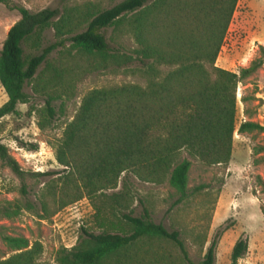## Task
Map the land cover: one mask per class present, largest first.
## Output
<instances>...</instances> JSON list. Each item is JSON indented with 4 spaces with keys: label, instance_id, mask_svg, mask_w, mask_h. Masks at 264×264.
Returning a JSON list of instances; mask_svg holds the SVG:
<instances>
[{
    "label": "trees",
    "instance_id": "obj_1",
    "mask_svg": "<svg viewBox=\"0 0 264 264\" xmlns=\"http://www.w3.org/2000/svg\"><path fill=\"white\" fill-rule=\"evenodd\" d=\"M238 3L123 0L105 10L93 3L38 13L19 8L21 19L9 30L0 50V84L8 97L0 108V120L20 115L18 106L29 102L26 87L59 48L74 52L89 72L126 68L139 62L147 79L146 86L129 83L91 90L64 131L56 155L59 164L70 170L60 186L50 187L45 196L51 197L59 209L87 198L101 233L82 228L83 244L62 249L59 264H111L121 251L144 237L172 241L192 263L179 232L154 223L147 210L145 217L132 216L130 192H106L117 188L123 174H133L145 182L168 181L180 194L179 201H184L190 196L192 163L188 159L180 161L182 152L206 166L230 163L238 85L264 66V48L240 74L216 66ZM170 11L184 17L193 29L203 27V42L197 43L193 33L159 40L158 20ZM110 27L131 36L137 48L127 54L123 47H113L103 33ZM51 28L58 40L39 55H26L24 44ZM160 67L171 70L163 76ZM47 111L54 116L51 101H47ZM238 131L264 132V127L244 122ZM0 157L21 179L25 178L27 173L1 143ZM259 184L264 193V181L259 179ZM42 209L47 211L44 199ZM5 242L17 253L0 260V264H45L39 262L41 242L30 245L26 238L10 236ZM216 246L215 240L201 264H215ZM247 251L248 240L241 237L233 248L232 264H239Z\"/></svg>",
    "mask_w": 264,
    "mask_h": 264
},
{
    "label": "rangeland",
    "instance_id": "obj_2",
    "mask_svg": "<svg viewBox=\"0 0 264 264\" xmlns=\"http://www.w3.org/2000/svg\"><path fill=\"white\" fill-rule=\"evenodd\" d=\"M121 1L0 0V50L9 30L21 19L19 8L38 13L93 3L105 10ZM202 28L193 29L184 17L170 11L159 18L156 36L160 40L193 33L196 42L201 43ZM103 33L113 47H123L124 53L130 54L137 48L131 36L122 35L114 27ZM57 40L54 29H48L40 38L33 37L24 44L25 53L39 55ZM261 48H264V0H239L216 66L240 74L261 56ZM141 68L136 62L126 68L89 72L74 52L70 54L68 49L59 48L26 87L29 102L18 106L20 115L0 120V143L27 173L21 179L0 157V260L17 253L5 242V237H23L30 245L41 242L43 253L39 262L59 264L62 249L83 244L82 228L101 233L95 222V210L87 198L59 209L45 195L50 187H59L70 170L59 164L56 154L64 131L85 95L93 89L115 85L146 86ZM160 70L164 76L171 69L160 67ZM7 100L0 84V108ZM47 101H51L53 117L48 114ZM244 122H256L264 127V66L238 85L230 163L206 166L182 152L180 161L188 159L192 163L188 199L179 201L180 194L168 181L155 184L133 174H123L117 188L106 192H130L132 216L145 217L147 210L154 223L162 224L170 232H179L192 263L185 260L172 241L144 237L121 251L111 264H201L215 240V264H232V251L241 237L248 240V251L239 264H264V193L259 184V179L264 181V132L240 133L238 129ZM43 199L47 211L42 209Z\"/></svg>",
    "mask_w": 264,
    "mask_h": 264
}]
</instances>
